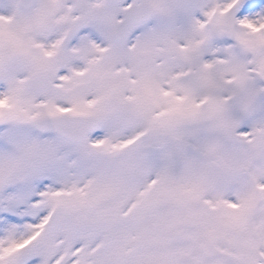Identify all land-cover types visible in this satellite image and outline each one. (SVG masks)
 Masks as SVG:
<instances>
[{"label":"snow or ice","instance_id":"1","mask_svg":"<svg viewBox=\"0 0 264 264\" xmlns=\"http://www.w3.org/2000/svg\"><path fill=\"white\" fill-rule=\"evenodd\" d=\"M0 264H264V0H0Z\"/></svg>","mask_w":264,"mask_h":264}]
</instances>
